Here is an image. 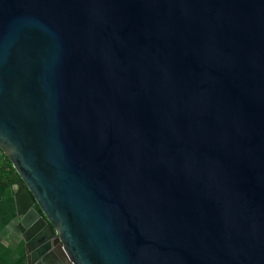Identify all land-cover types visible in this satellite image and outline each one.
I'll list each match as a JSON object with an SVG mask.
<instances>
[{
	"label": "water",
	"instance_id": "1",
	"mask_svg": "<svg viewBox=\"0 0 264 264\" xmlns=\"http://www.w3.org/2000/svg\"><path fill=\"white\" fill-rule=\"evenodd\" d=\"M0 155L27 264H264V0H0Z\"/></svg>",
	"mask_w": 264,
	"mask_h": 264
},
{
	"label": "crops",
	"instance_id": "2",
	"mask_svg": "<svg viewBox=\"0 0 264 264\" xmlns=\"http://www.w3.org/2000/svg\"><path fill=\"white\" fill-rule=\"evenodd\" d=\"M0 264H27V246L19 227L11 185H0Z\"/></svg>",
	"mask_w": 264,
	"mask_h": 264
},
{
	"label": "trees",
	"instance_id": "3",
	"mask_svg": "<svg viewBox=\"0 0 264 264\" xmlns=\"http://www.w3.org/2000/svg\"><path fill=\"white\" fill-rule=\"evenodd\" d=\"M18 178L10 160L5 155H0V185L10 186Z\"/></svg>",
	"mask_w": 264,
	"mask_h": 264
}]
</instances>
